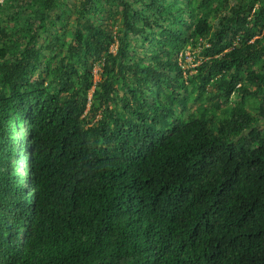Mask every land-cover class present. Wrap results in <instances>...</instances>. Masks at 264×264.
I'll list each match as a JSON object with an SVG mask.
<instances>
[{
    "label": "trees",
    "instance_id": "trees-1",
    "mask_svg": "<svg viewBox=\"0 0 264 264\" xmlns=\"http://www.w3.org/2000/svg\"><path fill=\"white\" fill-rule=\"evenodd\" d=\"M63 1L5 0L0 264H264V0H79L50 65Z\"/></svg>",
    "mask_w": 264,
    "mask_h": 264
},
{
    "label": "rangeland",
    "instance_id": "rangeland-1",
    "mask_svg": "<svg viewBox=\"0 0 264 264\" xmlns=\"http://www.w3.org/2000/svg\"><path fill=\"white\" fill-rule=\"evenodd\" d=\"M79 0H64L63 2H61L56 8L52 9L51 11H49L48 13V23L50 25V21H55L56 20V25H59V23H62V21L65 23V30H63V28L60 30L62 32H64L63 35V40H69L70 36H69V32H68V28L69 26L74 23L75 24V3H78ZM0 3H6L5 0H0ZM7 5L9 3H6ZM19 7H12L10 8L9 5L7 6L6 9H1L0 6V22L3 24L8 23V25H14V21L11 19V15L12 13H15L16 10H18ZM27 13H28V7H27ZM32 14V13H31ZM59 14L61 17L60 18H56V15ZM23 14L18 15L19 18H22ZM102 16V17H99ZM97 17H99L101 19L102 24L104 23H108L110 22V18L108 17V14H100ZM96 22H99L98 19H96ZM53 32H58V28L57 26H55L54 24H51L50 27L48 28V31L43 32L42 29L39 30V46L42 47V49L44 50L45 54L47 56H49V61L51 62L50 65H57L58 61H59V56L63 55V53L65 52V48L62 49L61 54H54L51 53L47 48L46 45L49 41V37L51 36V34ZM149 42H144L139 44V48L140 50L144 49L146 47V45H148ZM117 45L115 44L113 46V50L115 51ZM191 46H187L184 50H182L181 52H183V55L181 56V52L178 54V60L180 62V65L183 69H185L186 71L189 70L188 72L190 73H195V69L194 67L199 64L201 62V60L203 59V55L201 54V49H202V45H199L195 48H190ZM100 66L98 64L94 65L93 68V73H94V80H98L100 77ZM186 73L184 72V75ZM44 75V74H43ZM36 76V73H35ZM215 91V88H213L212 86L207 87V90L205 92L206 95L211 94ZM205 95V96H206ZM234 98L232 97L231 101L227 104H233L234 103ZM253 101L256 102L257 98H253ZM196 103H200L201 107L196 108L194 110H196V113H199L200 109L206 105H208V101L207 100H201L198 102H195L193 105H195ZM195 108V107H194ZM247 108L253 112L254 114H257L258 108L256 107V105L252 102L250 104L247 105ZM217 113H219L220 110H216ZM254 128V132L256 135H264V121H260L258 123H255L253 125ZM24 168L26 169L27 165L25 164V162L22 163ZM24 185L26 187H30L29 181H25Z\"/></svg>",
    "mask_w": 264,
    "mask_h": 264
}]
</instances>
